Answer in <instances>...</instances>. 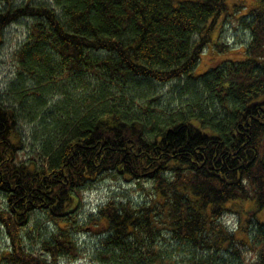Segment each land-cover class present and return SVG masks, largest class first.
<instances>
[{"label": "trees", "instance_id": "16d2710c", "mask_svg": "<svg viewBox=\"0 0 264 264\" xmlns=\"http://www.w3.org/2000/svg\"><path fill=\"white\" fill-rule=\"evenodd\" d=\"M53 4L0 0V50L5 29L30 19L16 56L18 75H29L35 87L22 94L38 99L34 117H46V131L55 128L44 149L46 165L22 162L14 108L0 104V192L7 199L0 232L11 240L0 263L84 257L76 233L103 227L104 220L105 244L97 257L110 264H171L174 248L188 251L182 261L190 264H229L222 248L238 264H264V222L256 218L264 208V0L240 15L243 0ZM231 16L251 32L238 50L244 57L196 74L218 24ZM215 47L229 49L220 38ZM185 77L198 85L185 87L184 108L163 105L161 112L153 83ZM116 85L125 94H113L110 86ZM201 88L217 103L201 101ZM57 90L64 101L43 109ZM128 97L135 98L134 107L125 103ZM111 176L152 182L150 201L109 197L80 221L83 192ZM240 200H253L256 208L234 229L224 219ZM37 211L56 224L42 239L43 255L24 246L23 231ZM198 248L209 251L198 255Z\"/></svg>", "mask_w": 264, "mask_h": 264}, {"label": "rangeland", "instance_id": "374dc122", "mask_svg": "<svg viewBox=\"0 0 264 264\" xmlns=\"http://www.w3.org/2000/svg\"><path fill=\"white\" fill-rule=\"evenodd\" d=\"M25 1L26 0H10L13 5H17ZM31 1L35 3L47 2L54 5L53 0ZM256 3L257 0H243L244 7H242L239 13L237 12V15L248 11ZM29 21L30 19L19 20L18 22L9 25L4 31L3 44L0 50V104L11 109L14 108L15 119L17 121L16 128L21 137L20 148L18 150L19 160L22 162H29V164L37 162V166L41 167L42 164L46 165L44 149L47 145H49L51 141L50 138H52L50 134H54L53 132H55V128L53 126L46 131V127L44 125L45 122L43 121L41 123L42 120H46V117H42V115L41 119L40 117H34V113H36V106H34V104L38 102V99H35L33 96L22 94V92H29L35 87L33 85L34 82L29 75H18L19 63L16 56L17 51L28 37ZM250 35V30L246 28V25L241 20L232 16L228 17L225 21L222 20L213 33V41L209 45V52L208 50L205 51V55L197 65L195 73H202L208 68L218 65L221 61L226 59L235 60L236 58H243V52H239L238 50L244 49V44H246L250 39ZM219 38L223 43L229 46V49L225 50L223 53L218 52L215 47V43ZM196 82H193L189 79V77L188 79L185 77L181 80L170 81L166 84H153L156 89V94H159V99L163 103L164 108L174 110L175 108H184L185 99H189V93H186L185 95L184 89L191 84L192 86L197 84ZM116 86L118 89H115L114 86H110V90L113 94H115V92H117L116 95L118 96L125 94L124 91L121 90V86ZM80 93L83 92L81 91ZM57 94L54 93L47 96V99L50 101L47 105L42 104V106H44L43 109H47L53 105L57 108L58 101H64L65 96L61 94L59 90H57ZM202 95L201 101H204L206 105L211 106L213 104L212 99L215 104L217 103V96L215 98V96L208 91L206 94H203L202 92ZM133 97H135V94H133ZM126 101L125 103L127 105L130 101L131 106L134 107L135 98H129V100ZM140 103V100L136 101L137 108ZM114 105H116V103H114ZM154 107L155 105L152 103V108ZM44 112L47 113V110ZM138 183H141L142 186L138 185ZM152 187L153 183L150 181H126L122 177L114 176L105 178L96 185L88 187V189L83 192L81 208L77 212L79 220L86 222L91 214H95L99 207L107 201L109 197H115L119 201H129V199H131L133 203L139 205L146 201L149 202L150 196L148 193H150ZM6 204V196L0 192V207H6ZM255 208V201L240 200L239 203H236V209L233 210V212L227 211L224 221L227 224H231L232 227H235L234 229H236L237 226L240 225V222H244V224H246L245 220L250 217V212ZM256 218L257 221L264 222V208L257 212ZM101 226L103 227L92 226L82 232L76 233L77 239L84 246L83 250H85L86 256L79 257V259L63 257L57 261V264H110L108 261L97 257L98 253L104 249L103 244H105V242H103V236L101 233L104 231V226H107V223L102 220ZM55 228L56 224L54 222L50 221L41 211H37L30 224L23 231L24 246L30 251H35V253L43 255V250L41 248L42 239L49 230L52 231ZM162 232L166 234L170 240H172L166 230H162ZM242 235V232L238 233L239 237ZM160 241L168 242L169 240L161 239L160 237ZM176 245L179 247L181 246V243L174 242V247ZM226 245L227 244H224L223 246L225 247ZM8 247L11 248V240L7 232L2 230L0 232V253ZM208 251L209 249L198 248V255L199 253L201 255H207ZM185 252L188 251L174 248L171 264H190L189 262L182 261L183 257H187ZM219 252L223 256L218 255V257H226L229 264L240 263V259L236 255L234 256L233 254H228L230 253L229 249L227 250L222 248ZM247 256L251 261L254 260V256L251 252H249ZM0 264H4V262H1Z\"/></svg>", "mask_w": 264, "mask_h": 264}, {"label": "bare ground", "instance_id": "6f19581e", "mask_svg": "<svg viewBox=\"0 0 264 264\" xmlns=\"http://www.w3.org/2000/svg\"><path fill=\"white\" fill-rule=\"evenodd\" d=\"M206 89L205 88H201V90H199V94H201L202 92H203V94H206V91H205ZM156 92L154 91V92H152V94H155ZM160 105V106H159ZM159 105H157V108L159 109V108H161V112H163V104L161 105V104H159Z\"/></svg>", "mask_w": 264, "mask_h": 264}]
</instances>
